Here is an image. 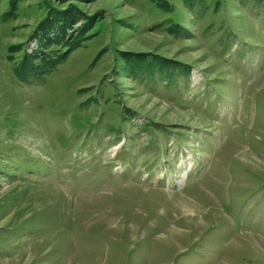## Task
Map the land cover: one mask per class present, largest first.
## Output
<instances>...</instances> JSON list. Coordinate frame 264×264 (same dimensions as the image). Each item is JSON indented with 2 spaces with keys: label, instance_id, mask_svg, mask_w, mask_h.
<instances>
[{
  "label": "rangeland",
  "instance_id": "rangeland-1",
  "mask_svg": "<svg viewBox=\"0 0 264 264\" xmlns=\"http://www.w3.org/2000/svg\"><path fill=\"white\" fill-rule=\"evenodd\" d=\"M0 264H264V0H0Z\"/></svg>",
  "mask_w": 264,
  "mask_h": 264
},
{
  "label": "trees",
  "instance_id": "trees-1",
  "mask_svg": "<svg viewBox=\"0 0 264 264\" xmlns=\"http://www.w3.org/2000/svg\"><path fill=\"white\" fill-rule=\"evenodd\" d=\"M70 12H71V8H68L67 10H64V13L65 14H62V13H59V12H57L56 13V17L55 18H57L58 17V23H60V32H59V34L57 35V39L58 40H62V39H64L65 40V42H67V40L68 39H71V38H75L76 36L72 33H70V35H69V37L68 36H66L67 34H66V32H67V27H68V22H70L69 21V19L71 20L72 18H73V16L74 15H70ZM73 13V12H72ZM66 15V16H65ZM63 16V17H62ZM43 23H48V20L47 19H45V20H43ZM70 27V26H69ZM73 42H74V40H73ZM72 42V43H73ZM73 45H74V43H73ZM189 70H187V72H188ZM183 74V73H182ZM185 75H186V72H185V70H184V75H183V80H184V78H185Z\"/></svg>",
  "mask_w": 264,
  "mask_h": 264
}]
</instances>
